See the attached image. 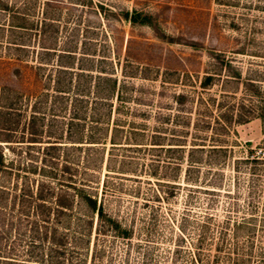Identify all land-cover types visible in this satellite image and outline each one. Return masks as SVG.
I'll return each mask as SVG.
<instances>
[{"label":"rangeland","instance_id":"374dc122","mask_svg":"<svg viewBox=\"0 0 264 264\" xmlns=\"http://www.w3.org/2000/svg\"><path fill=\"white\" fill-rule=\"evenodd\" d=\"M0 24L2 257L264 264V0H0Z\"/></svg>","mask_w":264,"mask_h":264},{"label":"trees","instance_id":"16d2710c","mask_svg":"<svg viewBox=\"0 0 264 264\" xmlns=\"http://www.w3.org/2000/svg\"><path fill=\"white\" fill-rule=\"evenodd\" d=\"M7 5H2L1 9H7ZM0 28H5L4 25L0 24ZM107 81H112V85H116V79H110V77H105ZM210 80V76L205 78L204 84ZM182 95H179L180 98ZM17 91L12 90L7 85L0 86V135L3 137L0 138V170H6V156L2 149L1 142H12L10 139L13 134H15V128L19 124V114L17 111V101H18ZM94 143V142H91ZM114 143V142H113ZM201 149V148H193ZM80 197L84 205L93 213L96 214L98 220V229L97 237L100 233L112 232L116 237H119L123 240L130 241L132 234V227L127 225L122 218L115 217L109 214L106 209L103 201L98 200L95 196L83 193L82 190H79ZM41 198V195L39 196ZM60 206H64L62 201H59ZM41 206V205H39ZM1 252V251H0ZM14 261L10 258H5L0 255V264H14Z\"/></svg>","mask_w":264,"mask_h":264}]
</instances>
